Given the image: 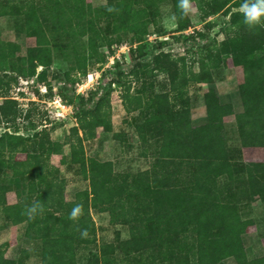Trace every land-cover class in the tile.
Here are the masks:
<instances>
[{
  "label": "trees",
  "instance_id": "obj_1",
  "mask_svg": "<svg viewBox=\"0 0 264 264\" xmlns=\"http://www.w3.org/2000/svg\"><path fill=\"white\" fill-rule=\"evenodd\" d=\"M138 1L118 0L113 13L120 18L133 16L134 22L127 23L126 28L131 33V43L139 45L146 38L148 25L143 18L145 10L134 9V4ZM170 2L173 13L177 16L178 31L188 29L192 25L189 15L181 16L177 8L178 0ZM229 2L232 5L237 0H193L204 20L221 11L229 14ZM51 9L50 13L55 15L58 22H50L44 7L36 0H0V17H20V23L30 36L47 34L49 30L56 33L59 31L58 25L65 29L68 22L82 28L86 26L87 17L94 15V9L87 7L86 0H64ZM117 9L124 14H118ZM232 15L235 17L242 14L233 12ZM92 21L94 31L88 39L94 44L104 36L98 19L93 18ZM127 24L124 23L126 26ZM206 26H210L209 21ZM258 28H239L238 35L229 47L235 64L243 66L245 73L244 82L239 89L242 100L240 111L235 112L231 103H222L215 87H211L204 95L208 116L205 123L193 124L188 102L183 101L182 109H176L177 102L170 99L171 91L179 94L180 100L189 81L213 83L210 69L204 63L199 71L191 69L189 75L174 74L171 91L159 94L155 101L145 105L141 97L136 99L137 108L143 109L146 116L143 125L138 127L139 130L153 131L156 145L161 148L153 172L146 176L148 182L137 181L131 185L123 181L121 185L111 187L113 179L118 177L108 167V163L95 159L87 162L84 157V142L94 140L98 128L102 127L106 131L112 128L110 90L104 82L88 96L81 93L74 95L68 89L61 93L75 109L78 119V125L72 127L75 137L65 141L71 146L69 156L63 150V143L49 138L35 142L41 149L39 153L29 151V144L26 143L32 139L30 136L13 134L8 136L11 140L5 136L0 137V182L2 171L6 167L11 168L13 175L22 180L28 179L31 172L39 177L41 191L36 195V202L42 205V211L29 218L24 214L25 206L31 205L29 201L9 204L1 195L0 208L12 222L25 221L30 237L39 238V248L35 252L41 256L43 264H79L78 250L89 243L90 236L95 232V221L90 208L108 210L109 206L99 207V203H116V195L129 201L131 198H136L137 201L139 197V201H142L139 202V208L141 205L150 206L151 209L163 206L159 208L160 211L156 212L154 209V215L148 212L149 216L145 218V222H150L154 216L159 220L156 227L160 231L158 237L152 236L151 231L145 232L144 228L134 232L125 241L126 253L155 248L158 260L170 264H191L193 257H196L197 264H217L230 256L236 257L239 264H264V256L246 258L243 246L246 226L260 223L247 214L253 210L250 204L252 196H258L260 205L264 206V171L256 172L253 163L244 159L240 149L228 146L225 136V118L234 115L241 146L264 147V27ZM197 33L200 37L204 36L201 31ZM206 45L208 43L201 46ZM19 48L14 42L0 41V68H12L22 76L44 80L46 71L40 72L37 68L38 65L46 67L51 64L52 48H31L27 56L18 57L16 53ZM121 67L117 63L111 68L112 78L121 77ZM158 68L162 71L166 69L165 66ZM7 102L9 105L18 103L15 99H8ZM141 139L146 141L143 136ZM7 151H10V157L4 154ZM19 151L27 153V161L14 159V153ZM52 153L62 155L61 162L68 170H75L85 180H90L92 191H79L75 199L66 200V179L60 175V169L44 171V165H48L44 157H49ZM53 174L55 176L49 178ZM167 193H170V197L175 193L178 195L168 202ZM162 199L169 203V209L161 204ZM77 203L83 205V214L74 222L69 219V212ZM139 216L138 212V215L133 214V219L124 221L132 226L141 224ZM244 216L246 217L243 218ZM106 250L103 247V264H107L108 260ZM101 258L98 255L92 257V264H101ZM0 264L26 263L23 260L16 263L5 261L0 249Z\"/></svg>",
  "mask_w": 264,
  "mask_h": 264
},
{
  "label": "rangeland",
  "instance_id": "obj_2",
  "mask_svg": "<svg viewBox=\"0 0 264 264\" xmlns=\"http://www.w3.org/2000/svg\"><path fill=\"white\" fill-rule=\"evenodd\" d=\"M36 1L44 7L50 22H58L55 15L51 14V8L64 0ZM117 2L118 0H86L87 7L94 9V15L87 17L86 26L77 28L73 22H68L65 29L58 25L59 31L56 33L49 30L47 34L36 36L27 34L20 23V17L7 15L0 17V41L14 42L18 45L20 47L16 53L18 57L27 56L29 50L35 47L50 46L53 50L51 64L46 67L38 65L37 68L40 72L46 71L44 80L22 76L12 68L8 70L0 68V137L7 138L13 134L30 136L32 139L26 143L29 144V151L39 153L41 149L35 142L49 138L63 143V150L69 156L71 146L65 141L75 137L72 127L78 125V119L73 106L63 98L62 91L68 89L69 93L74 95L81 93L88 96L101 82L107 83L110 90L112 128L106 131L100 127L94 140L84 142V157L87 162L95 159L108 163V167H111L118 177L113 179L111 187L121 185L123 181L131 185L137 181L148 182L146 176L153 172L156 159L161 154L160 146L156 145L154 132L138 128L143 125L146 117L144 110L137 108L138 97L142 98L145 105L155 101L159 94L171 91L174 74L189 75L191 69L199 71L201 64L204 63L210 69L213 83L189 81L180 100L179 94H173L172 91L170 93L171 101L177 102L176 109L181 110L183 101L188 102L193 124L201 125L208 119L205 93L211 87H215L222 103H231L235 112L240 111L242 100L239 89L245 78L243 66L235 64L229 52L230 45L238 35V29L246 26L242 15L235 17L232 15L233 12L241 13L240 5L243 0H237L232 5L229 2L228 6L231 5L229 14L221 11L206 20L193 3V11L189 14L192 25L182 31H178L177 22L165 26L166 18L174 15L170 0L151 2L139 0L134 4V9L145 10L143 18L148 25L146 38L139 45L131 43V33L127 29L128 24L134 22L133 16L120 18L114 15ZM117 12L124 14L122 10L117 9ZM91 18L98 19L104 36L94 44L88 39L94 31ZM208 21L210 26H206ZM124 23H128L127 26ZM255 28L259 29L258 26ZM197 31L203 32L204 36L200 37ZM206 43L208 45L201 46ZM117 63L122 65L121 77L112 78L110 70ZM161 66H165L166 69L159 70L158 67ZM44 86L47 88L46 91L41 90ZM58 95H61L66 106L70 107H61L63 103L59 105V102H55L54 99L58 98ZM8 99H15L18 103L9 105ZM60 108H63L60 114L65 112V116L57 115ZM225 124L228 146L240 149L244 159L253 163L256 172L264 171V147L241 146L240 132L234 115L227 116ZM141 136L145 137L146 141L142 140ZM4 154L7 157L11 156L10 151ZM61 158L62 155L57 153L44 157L48 163L44 165V171L53 172L54 168L60 169V175L66 179L65 199L73 200L79 191L85 189L91 192L90 180H85L82 174L75 170H68L66 165L62 164ZM14 159L27 161L28 155L20 151L15 152ZM19 166L23 168L22 165ZM54 176L53 174L49 178ZM40 187L39 177L35 172H31L28 179L22 180L14 176L9 167L2 171L0 195L9 204L23 201L33 204L38 200L36 195L41 191ZM176 195L178 193L170 197V193H167L168 202L175 199ZM114 201L118 202L99 203V207L109 206L108 210L90 208L95 221V232L90 236L89 243L78 250L79 264H92V257L96 255L101 258L103 247L107 249V264H170L158 260L155 248L132 253L124 251L125 241L130 239L134 232H139L143 228L145 232L151 231L152 236L158 237L160 231L156 227L159 220L154 216L150 222L149 220L145 222V218H148V212L154 215V209L157 212L163 206L151 209L150 206L141 205L139 208V202H142L139 201V197L137 201L136 198H131L130 202L116 195ZM168 202L161 200V204L169 209ZM250 204L253 210L247 216L260 223H250L246 226L243 246L246 258L255 259L264 256V222H261L264 220V206L260 205L259 197L256 195L251 197ZM138 212L141 224L132 226L124 221L133 219V214L138 215ZM26 225L25 221L15 223L7 219L0 208V249L3 251L4 260L10 263L23 260L26 264H43L41 256L35 252L39 248V238H31ZM191 259V264H197L196 257ZM217 264L239 262L236 257L230 256Z\"/></svg>",
  "mask_w": 264,
  "mask_h": 264
},
{
  "label": "clouds",
  "instance_id": "obj_3",
  "mask_svg": "<svg viewBox=\"0 0 264 264\" xmlns=\"http://www.w3.org/2000/svg\"><path fill=\"white\" fill-rule=\"evenodd\" d=\"M177 8L181 16L186 17L193 11V0H178ZM240 12L243 16V23L247 27H264V0H243V3L240 5ZM176 20V15L166 18L165 26L174 24ZM38 211H42V205L39 202H34L31 205L25 206L24 214L29 218H33ZM82 214L83 205L77 203L69 212V219L76 222Z\"/></svg>",
  "mask_w": 264,
  "mask_h": 264
},
{
  "label": "built area",
  "instance_id": "obj_4",
  "mask_svg": "<svg viewBox=\"0 0 264 264\" xmlns=\"http://www.w3.org/2000/svg\"><path fill=\"white\" fill-rule=\"evenodd\" d=\"M41 90L46 91V90H47L46 86H44V88L41 89ZM58 96H59L58 98H56L57 96L55 97V98H56V99H54L55 102H57V103L59 102V105H62L61 103H63V105H62L61 107H70V106H66V104L64 103V100H63V98L61 97V95H58ZM69 105H70V104H69ZM61 109L63 110V108L58 109V112H59V113L57 112V115H58V116H65V114H66L65 112H64V113L62 112V114H60V113H61ZM67 109H68V108H67Z\"/></svg>",
  "mask_w": 264,
  "mask_h": 264
}]
</instances>
